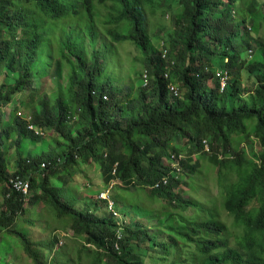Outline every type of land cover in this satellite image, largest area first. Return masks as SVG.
Wrapping results in <instances>:
<instances>
[{
  "label": "trees",
  "instance_id": "1",
  "mask_svg": "<svg viewBox=\"0 0 264 264\" xmlns=\"http://www.w3.org/2000/svg\"><path fill=\"white\" fill-rule=\"evenodd\" d=\"M239 1L0 0L1 242L7 234H17L33 254L30 231L22 230L18 220L27 211V203L43 201L64 229L71 228L73 236L82 241L78 256L91 254L90 264H146V258L153 264H264V48H257L247 60L245 53L234 47L236 41L250 47L252 38L243 34L241 26L257 13V0L245 9L246 2ZM235 11L241 20L233 16ZM159 13H167V18L173 15L175 25L152 33L147 17ZM260 14L264 19V4ZM60 20H68L69 28L78 27L83 33L69 41L58 35L55 48L48 32ZM26 29L29 36H22L21 30ZM248 30L256 34L259 28L253 22ZM243 35L245 41L240 40ZM126 41L144 55L146 70L140 74L144 84L138 87L137 96L121 104L119 90L107 73L109 63L103 59L105 54L110 57V49L116 55L114 43ZM102 48L108 49L103 52ZM57 57V84L64 63L69 67L66 87L35 102L36 83L50 74ZM202 58L207 62L201 63ZM221 73L227 74L223 89ZM243 74L255 84V95L250 94L248 100L243 98ZM170 86L176 87L177 96ZM26 93L27 101L21 105L33 108L30 121L17 116V109L10 121H4V109L17 106ZM75 115L77 121H73ZM29 123L36 131L29 130ZM45 128L58 135L50 140L62 149L59 153L43 155L48 145L44 133L37 131ZM236 134L241 139L245 135L251 145L255 135L263 147L262 153L255 155L258 162L245 159L241 147L234 148ZM177 138H186L185 146L192 151H212L210 160L220 167V181L227 189L224 205L238 229V248L228 243L230 227L217 219L213 210L208 211L211 217L204 223L188 222L178 231L169 226L166 239L149 231L150 226L145 229L141 221L135 220L133 225L124 222L113 199L119 191L112 190L111 195L116 181L125 188L134 185L149 190V195L168 203L177 202L175 189L183 182L175 178L173 166L185 170L190 163L180 161L181 150L171 146ZM28 139L44 143L41 154L24 152ZM10 147L15 149L18 167L9 175ZM90 160L102 168L106 186L113 182L110 189L100 191L109 198H91L83 207V203L75 207L63 198L62 188L54 185L50 176L59 173L61 166L64 173H71L75 165ZM232 172L237 174L233 180ZM15 175L30 180L32 189L37 185L41 193L26 196L14 190L9 178ZM36 176L41 178L38 183ZM165 177L168 186L151 188ZM110 201L119 216L108 210ZM181 204H192L199 212L202 209L192 202ZM202 234H214L216 240L207 242ZM181 239L196 243L192 257L182 253ZM54 246L53 241L52 250Z\"/></svg>",
  "mask_w": 264,
  "mask_h": 264
},
{
  "label": "rangeland",
  "instance_id": "2",
  "mask_svg": "<svg viewBox=\"0 0 264 264\" xmlns=\"http://www.w3.org/2000/svg\"><path fill=\"white\" fill-rule=\"evenodd\" d=\"M254 1L255 0H241L238 3L246 2L243 4V8L245 9L250 7ZM257 1L258 7L255 5V10H257L255 12L257 13L250 15L247 19V23L244 26H241L243 34L246 35L247 38H252L248 40L250 47H247L245 44L239 45L237 41L234 44V47L239 48L245 53V58L247 60L250 59L251 55H254L257 48H264L263 12L260 14L264 0ZM98 6L99 5L96 7ZM100 10L104 13L106 12V9L100 8ZM166 15L167 13H159L158 16L155 14L154 17L148 15L147 20L150 32L155 33V31L160 28L174 27L176 22L174 16L171 15L167 18ZM233 16L237 18V21L241 20L236 11L233 13ZM67 21L68 20H60L52 24L50 27L51 29L48 32V36L52 43L55 42L58 35L60 37L63 36L66 41H69L70 39L74 40L75 38H78L80 34L83 33L78 27H73V29L69 28ZM253 22L259 28L256 34H250L248 30ZM246 32H248L249 35L246 34ZM29 34V29L21 30L22 36H29ZM244 35L240 38L241 41L246 40ZM103 36H105V39L109 37L108 34L105 33ZM52 43L49 45L51 48ZM98 45L97 47L99 48ZM113 47L116 55L114 56L113 50L110 49V57H107L105 54L103 60L109 63L108 67H110L107 70V73L111 74L113 78L111 84L119 90L117 95L120 97L121 104H124L131 99L134 100L138 94V87L141 86V84H144L140 74H143L146 70L145 57L136 46L127 41L114 43ZM55 48H57L56 42ZM106 49L108 48H102L101 51L106 52ZM206 59L202 58L201 63H206ZM58 60L59 57L54 61L53 67L48 76L41 78L38 82L36 81L38 96L34 98L35 102H39V100L43 98H51V96L57 94L59 87H66V80L64 78L66 77L69 67L67 62H65L61 70V80L57 84L55 78L57 77L56 70ZM101 79L106 80V78ZM242 80V88H244L243 98L248 100L250 94L255 95V84L252 83L247 74L242 75ZM208 84L211 88L214 87L213 80H210ZM249 90L250 92H248ZM22 96L23 99H20V103H18L17 106L12 104L5 109L3 108L4 121H10L14 109H17V116L22 118H28L30 114H32L33 108H25L21 105V102L27 101L28 94L26 93ZM107 101H110V97ZM77 120L78 115H75L73 121ZM29 130L34 129L29 128ZM43 133L48 145L46 147L48 149L46 150L47 153L43 155L47 156L52 153H59L62 149H58V145L50 140L56 138L58 135L53 132L52 128H45ZM252 137L255 140L253 145L246 141L245 135L243 136L244 139H241L240 134H236L234 135L233 146L236 150L241 147V150L246 151L245 159L253 158L258 162V158H256L255 155L259 156L263 151V147L254 134ZM186 143V138H177L174 139L171 144L172 147L181 150L180 161L186 159L190 162L185 170L179 167L181 171L180 178L183 183L175 189V194L178 196L177 202L174 201L168 203L164 198H156L149 195V190H141L142 188L138 189L139 187L134 185L125 188L116 181L115 183L117 185L114 187L112 186L111 195L112 190L115 192L119 191L117 196L113 198L120 206L119 212L121 213L124 222L127 221L128 224L133 225L136 221H141V223L145 225V229H147V226H150L148 227L149 231L156 232L159 239H166L169 236V226H175L178 231L188 222L197 221L200 224L204 223L211 217V214L208 211L213 210L217 214L216 218L221 220L225 226L230 227L229 235L226 236L228 238V243L231 246L238 248L239 244L238 239L236 238L238 229L237 227L235 228L233 217L229 214L224 205L227 196V189L225 184L220 181V167L210 160L212 151H209V153H204L202 150L195 152L192 151L190 147L185 146ZM25 144L26 148L24 149V152L28 154L32 152V155L41 154V151L45 148L44 143L36 144L30 139L26 140ZM7 156L10 161L8 164V174L10 175V173H14L18 167L16 163L17 155L15 149L10 147L7 150ZM164 159L165 163L166 158ZM63 169L65 168L61 166L58 171L59 173L56 175L51 174L50 177H53L52 181L54 185L62 188L63 198L70 204L75 205V207H80L82 203L83 207L91 198H93V201H96L100 198V193L110 189L111 184H113V182L107 186L104 184L102 168L93 160H90L85 164L81 163L78 166L75 165V167L71 168V173H64ZM223 172L227 173V170H223ZM36 178V183H38L41 178L40 176H36ZM234 178H237V174L232 172V180ZM41 190L42 189L38 188L36 185L32 189V194L41 193ZM2 202L3 195L0 192V203ZM183 202L200 204L202 209L199 212L192 204H189L188 207L183 206L181 204ZM18 224L22 230L30 231L34 253L30 254L27 251L20 236L17 234H7V238L3 242L0 241V264H90L93 260L92 255L87 254V252H83L81 256H78L82 241L73 236L71 228L64 229L63 223L57 219L55 212L50 209L49 205H45L43 201H40L37 205L27 203V211L20 215ZM201 237L203 239L207 238V242H213L216 240L214 234H212V236L202 234ZM53 241L55 246L52 250L50 245L53 244ZM179 243L184 255L192 257L193 254H195L197 250L195 242L190 243L185 239H181ZM59 248H63L64 251H58ZM145 261L146 264H153V260L150 258H146Z\"/></svg>",
  "mask_w": 264,
  "mask_h": 264
},
{
  "label": "built area",
  "instance_id": "3",
  "mask_svg": "<svg viewBox=\"0 0 264 264\" xmlns=\"http://www.w3.org/2000/svg\"><path fill=\"white\" fill-rule=\"evenodd\" d=\"M220 75L222 76V73H221ZM226 80H227V74H225L224 76H222V77L220 78V84H221V88H222V89H223V88L225 87V85H226ZM169 90H170V92L173 93L175 96L178 95V91H177V89H176L174 86H170V87H169ZM27 119H30V117L27 118ZM29 128L35 130V127L32 126V125H29ZM35 131H36V130H35ZM37 134H43V132H41V131H37ZM203 143H204L205 151L208 152V151H209L208 143H207L206 141H204ZM44 166H45V165H44ZM173 168H174V170L176 171V173H181V171H180L178 165H177V166H176V165L173 166ZM9 183H10L11 187H12L14 190H16V191H18V192H22V193L25 194L26 196H30V195H31V191H32V183H31L30 180H28V179H26V178H23V177H21L20 175H15V176H11V177L9 178ZM168 184H169V180H168V178L165 177V178H163L162 180L156 182V183L152 186V188L157 189V188H161V187L167 186ZM100 198H102V199H107V198H109V197L107 196V194H101V195H100ZM108 210L114 212V215H115V216H119V214L113 209V202H112V201L109 202Z\"/></svg>",
  "mask_w": 264,
  "mask_h": 264
},
{
  "label": "clouds",
  "instance_id": "4",
  "mask_svg": "<svg viewBox=\"0 0 264 264\" xmlns=\"http://www.w3.org/2000/svg\"><path fill=\"white\" fill-rule=\"evenodd\" d=\"M30 117V116H29ZM28 117V118H29ZM22 118V117H21ZM23 120H25V121H27V122H29L30 121V119H27V118H22ZM29 125H31L30 123H29ZM29 125H28V127H29ZM174 175H175V178L176 179H179L180 178V173H174ZM24 178V177H23ZM168 186V185H167ZM164 187H166V186H164ZM152 188V187H151ZM162 188V187H161ZM153 189H155V188H153ZM157 189H160V188H157ZM31 195H32V191H31Z\"/></svg>",
  "mask_w": 264,
  "mask_h": 264
}]
</instances>
